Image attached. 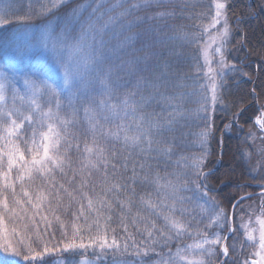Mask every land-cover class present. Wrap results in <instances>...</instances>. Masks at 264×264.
I'll use <instances>...</instances> for the list:
<instances>
[{"label": "trees", "instance_id": "1", "mask_svg": "<svg viewBox=\"0 0 264 264\" xmlns=\"http://www.w3.org/2000/svg\"><path fill=\"white\" fill-rule=\"evenodd\" d=\"M224 1L230 38L223 62L219 64L215 60L216 66L208 65L199 55V45L207 37L208 24L215 18L214 0H151L150 6L131 12L127 11L131 3L145 0H67L64 6L50 13L27 3L29 7L21 9L24 14L13 11L8 17L4 16L8 22L0 28V44L17 38L13 34L15 27H26L39 20L44 25L54 22V35L66 38V46L79 40L80 21L91 17L100 29L95 42L84 38L87 46L79 54L71 55L67 49L62 54L67 56L62 62L71 61L67 65L69 70L81 78L78 87L68 93L60 91L64 68L59 64L60 68L54 73L52 67H46L42 61L36 69L46 72L33 71L38 79H46L56 86L58 99L46 92L33 96L41 106L39 112L29 98L32 94L26 95L17 86L10 85L9 93L21 100L7 98L0 103V109L12 112L11 119L0 117V134L6 136L5 129L11 127V120H16L21 125L14 133L19 143L30 141L34 129L25 117H31L33 125L39 124L44 109L51 107L61 136L56 150H63L69 159L63 169L72 178L66 186L68 192H77L73 185L83 179L85 170V173L89 171L90 164L84 163L88 158L92 157L101 169L114 170L113 178H107L117 184L113 200L85 209L84 215H80L81 207L78 212L74 210L80 217L78 222L86 217L79 237H91L94 233L93 237H106L109 243L114 238L120 252L131 261L150 264L158 261L156 256H162L159 254L164 247L159 245L164 243L168 242V247L173 249V242L177 241L180 250L187 252L188 244L194 241L213 239L215 233H223L224 237L235 201L261 189L263 170L256 162L260 159L258 139L263 138L261 132L256 131L254 120L264 97L260 92L264 76L257 73V68L264 66V30H256L260 24L253 14L262 9V5L250 0ZM97 4H100L99 11L93 13ZM117 4L121 6L113 7ZM50 6L49 0L42 4V8ZM82 6L88 7L84 10ZM77 7H82V15L73 18L72 10ZM35 11L38 16L34 19L31 13ZM261 13L263 17L259 14V22H264V12L261 10ZM110 18L114 19L110 21ZM4 51L0 48V54ZM89 56L96 58L94 63L87 59ZM33 57H39V51L29 58ZM106 69H111L110 81H105ZM54 76L58 85L51 81ZM105 82L109 84L107 89ZM212 91L213 95L209 96ZM25 96L27 98L23 99ZM125 99L134 103L125 107ZM125 120L128 126L123 123ZM119 127L130 137H137L140 144L131 141L124 144L121 137L118 140L115 130ZM3 147L0 141V149ZM86 147L92 149L91 155L85 151ZM99 149L106 154L99 155ZM24 155L31 159L28 151ZM197 157H205L206 178L197 176L192 167ZM156 166L161 168L156 170ZM256 168L257 173H254ZM159 171L163 176L170 178L171 175L173 180L164 183L156 193L153 189ZM121 184L129 195L124 200L116 197L123 193ZM147 194L154 195L153 199L162 196L163 203L172 211V218L183 221L180 236L174 233L171 236L174 238L167 241L165 237L169 236H160L165 230V220L154 216L156 207L145 210V217L152 215L149 221L155 228L143 219V210H135L138 207L134 203L135 195L149 197ZM260 196L243 199L237 207L251 201L258 203ZM72 202L70 198L69 212L78 207L76 201ZM158 225H163L160 234ZM155 235H159V241L152 243ZM238 238L242 240L241 236ZM230 247L234 251L238 249L236 244ZM104 249L116 251L117 248ZM133 249L137 252L133 253ZM242 252H233L230 261L237 260L240 254L249 257L251 253L250 248ZM85 253L95 257L92 251L85 250ZM206 255L211 258L210 253ZM216 259L212 256L208 264H217Z\"/></svg>", "mask_w": 264, "mask_h": 264}, {"label": "rangeland", "instance_id": "2", "mask_svg": "<svg viewBox=\"0 0 264 264\" xmlns=\"http://www.w3.org/2000/svg\"><path fill=\"white\" fill-rule=\"evenodd\" d=\"M48 0H0V16L8 17L9 13L15 11L17 14L18 12L21 13V9L24 11L26 10L29 6L28 4H31L32 7L37 8V9H42L44 10L45 8H42V4H46ZM67 1V0H65ZM254 4H258L259 6L262 5V9H259L255 11V17L258 19V23L260 24L259 27L256 28V30H264V22H259L260 16L263 17V14L261 13V10L264 12V0H250ZM50 2V0H49ZM218 2H224V0H214V6ZM28 3V4H27ZM5 9H7V13L5 14ZM258 9V8H257ZM42 10L40 12H42ZM216 10V7H215ZM21 14H24L23 12ZM31 15L34 17L38 16L37 11L34 13H31ZM40 18V17H39ZM43 19V16L42 18ZM216 19V14L215 18L210 21L208 24V31H207V37L204 39V43L199 45L200 49V57L206 62L208 65L216 66L215 60L220 64L221 61H223L224 57V50L227 48L228 45V40L230 38V31H229V36L227 40L223 43L221 46V38H220V33L223 31V18L220 20V23L214 24V20ZM264 19V18H263ZM29 20V19H25ZM4 24L0 25V28ZM56 24L54 22H49L48 24L44 25L43 21L39 20V23H28L26 27H15L13 30V34L17 35V38L19 39V42H17V38H11L6 41H4L2 44H0V48L2 50H5L3 54H0V73H7L8 76L11 78L10 83L6 82V87H5V99L11 98L13 100L20 101L21 98L19 97H13L12 92L9 93V87L10 85L17 86L19 90L24 91V93L27 95H31V93L26 89L23 80L28 78L32 80H37L38 77L33 71L38 67V63H42L44 61L46 67H52V71L54 73L57 72V69L60 68L59 63L57 60L54 58L52 53L40 49L39 50V57H32L35 53L25 56L23 58H18L14 52L13 49L21 43L20 41V34L22 31L25 29L26 35L28 38H32L33 36L39 38L43 33L46 32H52L54 34V28ZM229 28V27H228ZM219 48V51L217 50ZM44 54V55H43ZM67 56H63V59L66 58ZM34 59V60H33ZM71 61H66L62 62L63 64L69 65ZM33 63H35V67L33 68ZM15 68V69H14ZM257 68V67H256ZM259 74H262L264 76V66L261 64L260 68H257ZM28 71H33L34 73H30ZM37 72L39 73H44L46 71L44 70H38L36 69ZM61 72V71H60ZM62 76H63V72ZM15 80L12 81V80ZM51 81L58 85L57 78L51 77ZM62 87V83L59 85ZM60 89V88H59ZM66 93L69 91L67 89L64 90ZM214 91V90H213ZM213 91L210 93L209 96L213 95ZM253 91V89H252ZM262 92V96H264V85L262 89L260 90ZM27 98V96L23 97ZM29 98L33 99V96H29ZM262 98V97H261ZM261 105H260V112L256 116L254 122L256 126V131L259 133L261 132V138L263 139H258V147H257V153L260 159L256 162L257 166H259L263 170V175H262V182H258L261 187V189L264 188V128H261L257 123V119L264 118L262 116V113H264V97L261 99ZM37 103V102H36ZM40 106V105H39ZM41 107V106H40ZM51 107H48L47 109H44V114L39 120V124L33 125V120H31V125L30 127H33L34 129L33 132L36 134L38 133L39 136L37 137V140H40V137L42 135L47 134L50 137V141H59L58 144L61 143V136L60 132L57 131L58 129V121L56 120L55 116L52 114L53 112L51 111V115H45L46 113L49 112V109ZM39 112H41L40 108H36ZM35 120V119H34ZM37 123V122H36ZM126 126L127 120L123 121ZM49 125H51L52 131H49ZM40 129V130H37ZM33 133H31L32 136ZM4 133H1L0 136V141H1V146H4L0 150L6 151L7 148L11 147V144L8 142L7 139H5L6 136H4ZM115 135H117L118 140L119 137L123 141L124 144H127L128 141H125L124 137L128 136V133L126 130H123V127H119L118 129L115 130ZM257 135V134H256ZM258 138V136H256ZM43 138V137H42ZM41 138V139H42ZM108 138V136H107ZM11 142L18 144L20 147V150L22 152H27V148H25V143H19L16 141L15 135L11 137ZM140 144L139 142H137ZM136 143V144H137ZM63 158V169L66 167L68 160L67 157L65 156V152L63 150H60L57 152L56 149H50L49 154L54 155L57 154ZM106 154V151L103 152ZM111 154V153H109ZM42 155V152L40 153ZM26 159L30 160V158L25 157ZM89 160V161H87ZM19 163V161H17ZM84 163L87 165L89 163L90 165L88 166L90 169L87 173L86 170L83 172L82 177L83 179H79L78 182H76L73 186L77 190V192H68L64 191V189H67L66 186L69 185L71 182V177L66 175V172H61L58 168H55L52 165H49L53 169L52 174L49 175L48 173H37L36 171H33L30 176H26L24 181H23V190L21 189V181L17 178V170L16 168L13 169L11 173H9V182L13 183L16 188V194L17 198L22 202V206H17L12 203L13 197L11 190L4 191L3 190V183L4 180L2 176H0V193H3V195H6L8 197L9 201V206L10 207H15L16 209V214L11 215L7 214L4 217V223L9 232L13 228L16 229V236L13 237V239H17L19 237H23L26 241L32 242L33 247L36 248L37 251L42 252L43 246L36 243L37 239V233H39L40 237L47 243L48 247L50 249L56 248L55 251L52 252V255L48 257V253H45L42 257H38L35 262H32V264H139L135 261H131L130 257L125 256L120 252L119 249L115 250H107L103 249L101 250L99 248L100 241L97 240L92 234L91 237H82V240L80 238H74L73 237V230H72V224L75 223L77 224L81 231L80 234H82V230L85 227L83 225L85 221V217H82L81 222H78V219H76V213L74 210L79 211V207L83 209V215L84 211L89 210L88 206V200H92V206L93 209L96 208L99 204L103 203H108L113 200V190L114 186H117L115 182L110 183V181L107 180L108 177H112L111 172L114 171L112 169H107V168H102V166H98L97 162L91 158H88L84 161ZM161 168L160 166H156V170ZM260 168L258 170H260ZM3 171H6V168L3 169ZM257 168L253 170L254 173H257ZM80 177V176H79ZM158 178V179H157ZM156 181L154 182V191L158 193L160 191L161 187L166 183L168 180H173L172 176H163V172H158L156 176ZM161 179V180H160ZM101 180V181H100ZM69 182V183H68ZM63 185L64 188L60 189L59 185ZM55 186V187H54ZM121 189L122 184H121ZM83 191L80 193V191ZM27 191L29 193V196L32 198V202H28V197L23 195V192ZM43 192L46 196L47 199L43 200L40 203L39 208H33V205L37 203L36 197ZM59 193V202L57 201L56 193ZM51 193V194H50ZM71 193V196L69 195ZM87 194L85 196L84 194ZM155 193V195H156ZM124 195V196H123ZM262 195V194H261ZM129 196V195H128ZM127 194H125V190L123 189V193H118L116 197L122 198V200L127 199ZM138 195H135V201L134 203L138 204V207L136 209H140L144 211V217L143 219L152 225L149 221V219L152 218V215L149 217H145V210L148 207L150 210L153 207H156L157 210L154 211V216L157 219H161L165 216H170L172 217V211L170 208L167 207V205L163 202H165L160 196L158 199H153L154 195L147 194V196L151 197H146L140 195L139 197H136ZM73 202H77L78 207L73 208L71 210L72 212H69L67 209L70 206L69 205V199ZM72 202V204H73ZM132 203V204H134ZM109 204V203H108ZM171 203H168L170 205ZM108 207V205H107ZM92 209V210H93ZM26 210V211H25ZM107 212L108 210L110 211L109 208H106ZM232 211L233 218L232 222L229 224V229L225 233L226 240L224 243L227 244L229 248V253L228 257H224L222 251H221V246L216 245V246H209V245H204L205 249H208L211 247V252H205L199 248H196L195 246L199 244L203 239H200L198 241H194L187 246V252L181 251L180 254L181 256L185 257L184 260L179 259L176 256V252L179 248V243L177 241H172L174 243V248L168 247L169 244L164 243L163 245H159V247H164L162 250V256H156L158 257V261H154L153 263L150 264H187V261H192V260H203L208 264V261L213 257H217V264H244L245 261H251L254 259H258L257 256H255V253L259 251V229L260 225L258 223L259 219H264V195L260 196L259 201H251L247 202L243 205H239L238 207H234ZM96 215V214H95ZM54 216H59V220H56ZM42 217H47V220L42 219ZM90 220V219H87ZM175 220V219H174ZM178 221L182 227H183V221L181 220H176ZM164 226V231L163 235L159 234L160 236H169L171 237L174 233L177 236L181 232V228L179 229H173L171 227H167L165 222H163ZM163 225H158L159 230H161ZM65 230L67 231V235H65ZM84 231V230H83ZM180 231V232H179ZM251 232L254 239L253 240H248L247 234L248 232ZM219 236L222 237V234L220 235L219 233H215ZM177 236H175L177 238ZM241 236L242 240H244V246L242 245V240L239 239L238 237ZM174 238V237H171ZM153 240L159 241V235H155L152 237L151 241L152 243ZM177 240V239H176ZM83 242L84 244L88 245L90 242H94L91 244L90 247H87L86 249H79L77 248L76 250H68L64 251L63 248L59 249L61 246L63 247L64 244H70V243H76L77 245L79 243ZM236 247L238 246L239 251H245L247 248H250V256L247 257H242L241 254L237 258V260L230 261L232 254L236 253L233 249H231L230 245H235ZM186 247V246H185ZM61 250V251H59ZM86 251L93 252L95 257L93 258L92 256H89ZM231 250V251H230ZM175 251V252H174ZM137 252V250L133 249V253ZM242 252V253H243ZM57 253V255H56ZM206 253H210V259L207 258ZM27 264V262H25ZM140 264H147V263H140Z\"/></svg>", "mask_w": 264, "mask_h": 264}, {"label": "snow or ice", "instance_id": "3", "mask_svg": "<svg viewBox=\"0 0 264 264\" xmlns=\"http://www.w3.org/2000/svg\"><path fill=\"white\" fill-rule=\"evenodd\" d=\"M124 2H128V0H124ZM159 2H163V0H159ZM151 0H145L144 3H131L130 8L127 10L128 12H131L133 10H138L142 7H148L150 6ZM51 6L49 8H45V12H52L54 9H58L59 7H62L65 5V0H50ZM120 4L114 5L113 7H119ZM84 10L88 6H82ZM82 7H77L72 10V17L76 18L78 15H82ZM216 7V19L214 20V24L220 23V20L223 18V31L220 33L221 38V46L223 43L227 40L229 36V28H228V22L226 17V9L227 4L224 2H218L215 5ZM100 8V4H97L96 7L93 9V13L98 12ZM5 14L7 13V9L4 10ZM124 13H121L123 15ZM111 19L114 18H110ZM8 21L4 19V17L0 16V25L7 23ZM80 26L82 29L81 35L79 40H77L75 43H73L70 46H66L64 44V39L66 38H57L52 32H46L43 33L39 38L33 36L32 38H28L26 35V29L21 32L20 34V41L21 43L18 44L14 49L13 52L18 58H23L25 56L31 55L35 52H38L40 49L46 50L54 56V58L57 60V62L61 65V67L64 68L63 72V84L60 88V91H64L67 89L68 91H71L73 88H76L81 83V78L77 77V74H74L72 71L69 70L68 66L66 64L62 63L63 59V52L65 49H67L68 53L71 55L79 54L84 47L87 45L84 43V38L89 37L95 42L96 34L100 31V29L96 28L95 21L92 20L91 17L84 19L80 21ZM106 27V26H105ZM103 43V41H101ZM219 51V48L217 49ZM88 60L95 62V57L89 56L87 57ZM223 62V61H221ZM104 76L105 81L111 80V69L104 70ZM11 78L8 76L7 73H0V103L5 101V87L6 82L10 83ZM23 83L26 87V89L32 94V96H36L40 93H49L55 96L57 99L59 97V92L57 91L56 86H54L52 83H50L46 79H24ZM105 89L109 87V84L107 82L104 83ZM33 105H35L37 108H39V105L36 104V101L33 99L31 101ZM125 107H128L130 103H134V101L130 102L128 99H125L123 101ZM58 106V105H57ZM113 109H115V106H112ZM45 115H51V109H49V112ZM12 112L6 111L0 109V117L2 118H8L11 119ZM262 116H264V113H262ZM25 119L31 121V117H25ZM256 123L261 127L264 128V118L257 119ZM21 125L17 124L16 120H11V127H8L5 129L6 137L5 139L8 140V142L11 144V147L7 148L6 151L0 150V176H2L4 183H3V190L6 192L8 190H11L13 201L12 203L17 206H22V202L17 198L16 194V188L13 183L9 182V173L13 171L14 168L17 170V178L21 181V189L23 190V181L26 176H30L33 171H36L37 173H48L49 175L52 174L53 169L49 167V165L54 166L55 168H58L61 172H63V158L60 157L57 154L50 155V149H56L59 141H50V137L45 134L42 139L37 140V134L33 132L32 137L30 141L25 140L24 143L26 145L27 151L30 154L31 159L28 160L25 158L24 152L20 150V147L18 144L11 142V137L14 135L17 128H20ZM49 131H52L51 125L48 126ZM203 136H206L207 133H202ZM125 141H131L132 144H136L138 138L137 137H124ZM149 146L151 144V141H148ZM30 145V146H29ZM85 151L88 152L90 155L92 154V149L86 147ZM165 151H169L168 149H165ZM42 152V155L40 153ZM99 155H103V149H99ZM19 161V163H17ZM205 163V157H197L195 158L194 163L192 164V167L196 170L197 176L207 177V173L203 171V165ZM142 167V166H141ZM6 168V171H3V169ZM146 178V177H145ZM158 179V178H157ZM55 187V186H54ZM116 187V186H114ZM60 189H63L64 186L61 184L59 185ZM64 191H67V189H64ZM51 194V193H50ZM23 195L28 197V202H32V198L29 196V193L27 191L23 192ZM71 196V193H69ZM87 196V194H84ZM206 195V193H205ZM264 195V193H262ZM57 201L59 202V193H56ZM246 197H242L241 199H245ZM47 196L41 192L37 197V203L33 205V208H39L40 203L43 200H46ZM92 200H88V206L89 208L92 207ZM26 211V210H25ZM7 214L15 215L16 209L15 207L9 206L8 197L6 195H3V193H0V264H32V262H35L38 257H42L45 253L51 254L53 251L56 250L55 246L54 248L50 249L47 245V243L40 237L39 233H37V239L36 243L43 246L42 252H39L36 250L35 247H33L32 242L26 241L22 236L13 239V237L16 236V229L13 228L11 232L7 229L4 223V217ZM80 215H83V209L81 208ZM56 220H59V216H54ZM80 217L77 216L76 219H79ZM42 219L47 220V217H42ZM86 219V217H85ZM216 219H219V216L216 217ZM165 224L167 227H171L173 229H179L182 227V225L174 220L170 216L164 217ZM258 223L260 225L259 229V251L255 253V256L258 257V259H254L251 261H245L244 264H264V219H259ZM91 228V225L88 226ZM97 227L99 225L97 224ZM153 228H155V225H152ZM72 230H73V237L74 238H80L82 240V237H79L80 234V227L73 223L72 224ZM157 231H161L157 229ZM65 235H67V231L65 230ZM152 233L149 232V236H151ZM161 235H163V232L161 231ZM248 240H253L254 237L252 233L249 231L247 234ZM170 237H165V240H170ZM97 240L100 241L99 248L103 250L104 248H119V245L113 238L112 242L109 243L106 237L98 236ZM226 240V237H221L219 235H215V238L203 239L199 244H197L195 247L199 248L205 252H211V247L208 249L204 248V245L209 246H221V251L224 255V257H228L229 248L224 241ZM155 242V240H153ZM94 242H90L88 245L84 244L83 242L79 243L78 245L76 243H70V244H64L63 249L64 251L68 250H76L79 249H86L87 247H90L91 244ZM125 249L127 248V245H124ZM181 250L178 249L176 252V256L184 260L185 257L181 256L180 254ZM187 264H205L203 260H192L187 261Z\"/></svg>", "mask_w": 264, "mask_h": 264}, {"label": "water", "instance_id": "4", "mask_svg": "<svg viewBox=\"0 0 264 264\" xmlns=\"http://www.w3.org/2000/svg\"><path fill=\"white\" fill-rule=\"evenodd\" d=\"M262 192H264V190L262 191ZM253 194H246V195H244V196H242V197H250V196H252ZM242 197H240V199H238L237 201H236V203L234 204V206L237 204V202L239 201V200H241V198ZM234 206H233V208H234ZM233 208H232V210H233ZM231 218H232V215H231ZM220 264V263H219Z\"/></svg>", "mask_w": 264, "mask_h": 264}]
</instances>
